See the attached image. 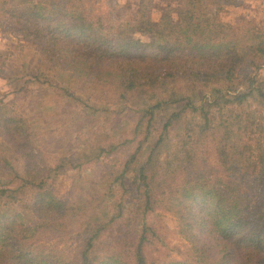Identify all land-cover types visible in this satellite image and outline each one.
Listing matches in <instances>:
<instances>
[{"label":"trees","instance_id":"trees-1","mask_svg":"<svg viewBox=\"0 0 264 264\" xmlns=\"http://www.w3.org/2000/svg\"><path fill=\"white\" fill-rule=\"evenodd\" d=\"M232 2L139 0L135 10L121 8L115 10L119 17L93 24L88 20L96 18L83 0H52L49 6V0H0V21L14 25L9 27L36 47L40 64L46 61L50 69L61 66L71 72L99 100L108 99L104 90H114L118 100L136 98L144 107L135 131L144 139L120 169L104 178L112 177L110 184L119 183L130 198L125 206L132 204L131 217L119 205L117 214L88 223L80 234L71 220L80 211L47 186L38 166L33 169V150L23 155V176L10 168V180L0 188V264H156L147 259L146 248L162 235L147 219L159 206L178 218L180 233L192 246L191 261L162 264H264V129L225 109L252 96L264 105V74L258 62L264 31L255 28L248 36L237 22L225 25L219 16ZM210 8L219 19L200 21ZM168 81L185 89L171 99L185 105L150 141L158 112L171 103L151 88ZM201 88L216 96L204 95L196 104L189 93ZM185 115L192 121L176 141V160L159 169L161 147L171 142L168 127ZM17 122L0 113L5 127L21 128ZM10 134L16 140L18 133ZM22 142L26 150L30 142ZM145 149L147 159L139 163ZM27 189L32 192L30 203L24 198ZM3 200L8 208L1 206ZM16 204L20 207L14 208ZM24 219L17 231L18 220ZM116 225L122 231L103 238ZM29 232L51 234L59 241L76 234L78 241L66 252L40 246L41 240Z\"/></svg>","mask_w":264,"mask_h":264},{"label":"rangeland","instance_id":"rangeland-1","mask_svg":"<svg viewBox=\"0 0 264 264\" xmlns=\"http://www.w3.org/2000/svg\"><path fill=\"white\" fill-rule=\"evenodd\" d=\"M138 1L83 0L85 10H90L92 18H96L95 21L88 20L93 24L98 20L106 22L105 19L110 17H119L115 10H135ZM207 11L199 18L200 21L218 18L214 8ZM220 15L225 25L237 22L245 35L251 36L255 28L264 31V0H233L230 7H226ZM0 16L3 17L1 11ZM154 18H158L157 13H154ZM3 22L0 21V113L13 118L14 122L18 120L21 128L13 124L9 129L0 123V188L8 184L10 179L6 175L11 172L10 168L14 170L12 174L18 172L19 176H23L26 168L23 155L30 156L34 150L36 162L32 165L33 169L38 166V170L43 171L42 180L47 186H52L60 198L80 211V216H74L71 220H75L73 228L82 234L81 230L86 231L88 223L96 222L106 214H117L119 205L126 207L125 204L130 200L127 195L124 196L126 193L119 183L110 184L112 177L104 178L120 169L127 156L136 152L144 139L143 134L135 132L144 107L138 104L136 98L130 101L118 100L114 90H104V93L108 92V99L99 100L98 94L71 72L62 70L61 66L50 69L52 67L46 61L40 64L41 57L36 47L23 40L21 33L9 27L14 28V25ZM259 56L261 73L264 74V47ZM181 87L176 81H168L164 84L157 82L151 88L161 100L171 103L163 109L164 112H158V122L151 129L150 141L159 137L163 126L168 123V117L179 113L185 105L182 101L175 104L171 101L185 92ZM191 94L196 104L204 95L211 99L216 96L205 88ZM228 108L225 109L232 108L234 112L244 114L251 125L264 129V105L254 96L245 99L243 105L235 102ZM191 121L192 117L185 115L169 125L166 133H169L168 139L171 142L161 147L157 166L159 169H166L165 163L176 160L179 152L176 141L183 139L184 128ZM11 130L18 133L16 140H13ZM25 139L30 142V146L22 150L21 143ZM146 147L148 145H144ZM147 155L148 150L145 149L139 155V163L145 162ZM30 160L32 162L31 157ZM27 190L24 198L26 203H30L32 192ZM5 202L3 200L1 203L4 209L8 208ZM18 207V204L14 206ZM132 208V204L125 208V217H131L129 214ZM77 218L80 222L74 226ZM18 221L17 231L26 220ZM147 221L157 226L162 235L161 241H154L147 246L148 260L156 264L191 261L192 246L180 233V223L175 215L159 206L154 214L148 216ZM124 227L125 230L128 228L126 225ZM118 231H122V227L113 226L103 238L117 236ZM29 233H32L33 238L41 240L40 246L58 247L66 252L74 248L78 241L76 234L72 237L61 236L59 241L54 235L51 238V234ZM129 243L131 247L134 244L132 241Z\"/></svg>","mask_w":264,"mask_h":264}]
</instances>
